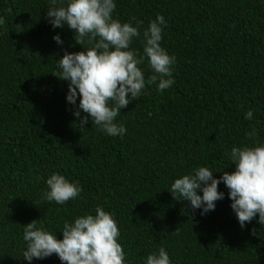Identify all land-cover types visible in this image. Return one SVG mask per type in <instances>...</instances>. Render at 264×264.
Segmentation results:
<instances>
[{
  "label": "trees",
  "instance_id": "trees-1",
  "mask_svg": "<svg viewBox=\"0 0 264 264\" xmlns=\"http://www.w3.org/2000/svg\"><path fill=\"white\" fill-rule=\"evenodd\" d=\"M114 3V18L143 21L141 33L162 15L160 43L176 58L175 83L163 91L146 83L116 117L126 128L116 137L91 121L81 128L73 115L68 81L55 73L66 51L83 49L67 25L48 23L49 0H0V264H62L55 254L22 257L24 225L37 220L62 239L65 221L95 215L98 206L117 223L124 264H146L160 248L171 264H264V225L258 214L239 225L222 182L224 198L205 215L169 192L198 167L217 179L233 171V147L264 144V0ZM129 50L142 54V40L134 37ZM139 67L147 81V59ZM252 128L257 137L249 139ZM54 173L80 195L63 205L43 200Z\"/></svg>",
  "mask_w": 264,
  "mask_h": 264
},
{
  "label": "clouds",
  "instance_id": "clouds-1",
  "mask_svg": "<svg viewBox=\"0 0 264 264\" xmlns=\"http://www.w3.org/2000/svg\"><path fill=\"white\" fill-rule=\"evenodd\" d=\"M115 7L114 0H49L46 11L48 23L53 28L67 25L74 31L75 43L83 49L66 51L57 60L59 71L55 73L58 79L68 81L66 100L75 108L74 117L81 128L91 121L99 131L112 137L126 132L123 125L115 123L116 117L121 109L139 98L146 83L157 84L158 91L175 83L172 66L176 62L175 56L169 55L160 43L162 26L166 23L162 15L151 20L141 33L143 21L136 20V26L122 23L113 16ZM4 23L5 19L0 17V25ZM134 37L142 40V54L129 50ZM53 39L57 44L63 43L59 35ZM145 59L153 73L147 81L139 67ZM252 118V111H247L245 119ZM245 135L256 138L257 130L252 128ZM229 157L235 166L233 171H223L217 179L209 168L198 167L193 173L175 179L169 192L173 199L179 196L177 201H187L193 213L200 209V214L205 215L215 210L216 201L224 198V193L218 190L222 182L239 225L243 228L257 214L258 223L264 225V144L233 147ZM46 185L43 200L60 205L77 198L82 191L58 173L50 175ZM60 232L62 239H57L43 224L38 227L37 220L25 224L26 248L22 257L31 262L55 254L62 264H124L117 223L102 207L95 209V215L80 216L72 223L65 221ZM172 234L178 235L179 230ZM146 264H171V261L165 249L160 248L147 256Z\"/></svg>",
  "mask_w": 264,
  "mask_h": 264
}]
</instances>
